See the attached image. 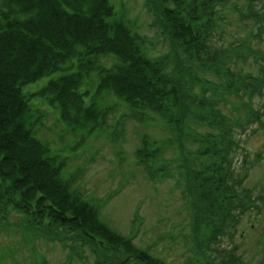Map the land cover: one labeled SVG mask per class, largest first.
I'll use <instances>...</instances> for the list:
<instances>
[{
    "label": "trees",
    "instance_id": "obj_1",
    "mask_svg": "<svg viewBox=\"0 0 264 264\" xmlns=\"http://www.w3.org/2000/svg\"><path fill=\"white\" fill-rule=\"evenodd\" d=\"M8 1L13 3L8 10L21 20V34H30L19 43L0 15V219L11 211L21 214L37 238L66 248L90 247L95 264H169L107 227L100 209L65 176V163L36 137L40 114L32 100L37 97L59 108L72 130L103 131L96 124H106L117 103L87 106L80 90L97 77L99 95L118 98L134 120L159 122L171 135L165 140L143 136L137 154L153 181L179 174L194 219L189 264H239L217 239L230 231L231 208L248 204L241 181L233 186L230 174L236 149L232 130L244 125L240 114L247 107L226 99L224 89L237 93L258 85L234 65L242 58L264 63V53L249 40L225 47L215 43L229 26L224 13L231 0H146L155 28L169 42V53L159 57L151 56L148 38L132 32L110 0ZM246 2V10L231 6L240 22L262 23L264 0ZM57 73L62 75L38 95L24 94L26 86ZM229 104L235 116L219 108ZM195 127L202 132L193 133ZM170 151L177 158L167 159Z\"/></svg>",
    "mask_w": 264,
    "mask_h": 264
},
{
    "label": "rangeland",
    "instance_id": "obj_2",
    "mask_svg": "<svg viewBox=\"0 0 264 264\" xmlns=\"http://www.w3.org/2000/svg\"><path fill=\"white\" fill-rule=\"evenodd\" d=\"M111 2L118 17H122L124 23L129 24L135 33L147 37L151 42V56L157 57L169 52V42L155 28L156 18L146 5V0H111ZM237 2L240 8L247 9L246 0ZM232 4L233 1L230 5ZM225 13L229 26L225 28V33L216 36L215 43L225 47L234 41L249 40L253 48L264 53V24L241 23L237 13L230 8ZM105 64L104 66L109 69L110 62ZM234 68L243 76H253L263 81L261 78L263 75L252 59L247 62L239 60ZM60 75L55 74L30 84L25 87L24 92L35 93L43 89L50 79ZM204 78L212 79L210 75ZM212 82L219 84L222 81L214 77ZM97 88L95 85H84L80 89L82 92H89L85 98L88 104L96 99ZM108 99L109 97L106 101ZM231 100L245 104L248 101L234 97H231ZM35 103L38 105L42 127L39 138L44 143L51 142L53 154L60 156V160L66 162L68 160L69 168L66 176L71 174L74 166L77 167V187L85 196L94 202L106 200L101 208V214L108 227L126 238L135 233L133 238L135 246L149 250L169 264H189V259L193 257L190 236L194 219L190 206L187 205L188 197L184 186L177 183L178 179L150 182L142 168L135 165L133 158L140 144V136L148 135L155 139L171 137L164 127L145 126L127 120L124 122L126 126L122 138L119 136L111 140L106 136L99 138L85 136L84 139H78L77 134L73 136L67 133L66 129L62 130V124L65 127L66 125L61 124L55 109L43 102ZM252 106L263 111L261 117L264 126V89L252 101ZM219 108H222L225 114L229 112L224 110L222 105ZM253 126H250L246 133L241 134L242 140L244 139L241 145L243 150L238 155L237 166L239 167V161L245 156L252 163L249 168L250 175L245 179L244 184L250 190H254L253 197L262 198V203L261 200L258 203L262 206V212L246 213L241 224L236 227L234 237L224 238L221 244L228 249L238 247V255L244 260V264H262L264 261V244L261 236L264 228V161L260 162L264 159V131L259 128L255 132L256 126ZM195 132L202 131L195 127L193 133ZM83 145H87L86 150L80 151L79 157L76 154ZM122 150L123 152H120ZM58 151L61 152L57 154ZM257 152L261 153L258 161L255 158ZM168 156V158H177L173 153H168ZM24 223L22 215L14 212L9 214L5 225L0 224V258L3 259V263L7 261L5 264H38L33 257V248H31L33 243L35 250L45 258L46 264L95 263L96 255L92 253L90 247L65 248L59 242H47L42 238L34 237L35 234H30L28 237L18 229ZM31 237L34 238L32 244L28 242ZM11 254L14 255V262L9 256Z\"/></svg>",
    "mask_w": 264,
    "mask_h": 264
},
{
    "label": "bare ground",
    "instance_id": "obj_3",
    "mask_svg": "<svg viewBox=\"0 0 264 264\" xmlns=\"http://www.w3.org/2000/svg\"><path fill=\"white\" fill-rule=\"evenodd\" d=\"M11 1L13 2V1H20V0H11ZM112 4H113V3H112ZM11 5H13V3L9 2L8 0H7L6 2H4V3L0 6V15L4 13V15H3L4 20L10 22V23L8 24V25H9L8 30L13 29V30H12V35H11V36H13V35H18V36H14V37H15V39H17V40H20V41H19V43H20L22 40H24L23 38L27 37L28 34H30V33L27 34V32H26V33H24L23 35L21 34V31H20V29H19V26H20V24H21V20H20V18L16 15V13H14V12L11 11V10H8L9 8H12ZM75 5H77V4H75ZM113 7H115L114 4H113ZM257 9H258V8H257ZM22 42H23V41H22ZM12 45H13V43H12ZM72 64H73V66H75L76 68H78L79 65H80V61L74 59L73 62H72ZM36 108H37V105H36V103H34V109H36Z\"/></svg>",
    "mask_w": 264,
    "mask_h": 264
}]
</instances>
